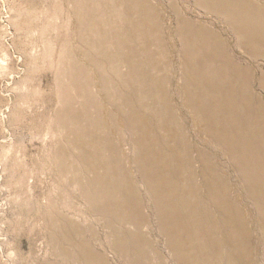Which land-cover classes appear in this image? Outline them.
Segmentation results:
<instances>
[{"label":"rangeland","instance_id":"1","mask_svg":"<svg viewBox=\"0 0 264 264\" xmlns=\"http://www.w3.org/2000/svg\"><path fill=\"white\" fill-rule=\"evenodd\" d=\"M0 264H264V0H0Z\"/></svg>","mask_w":264,"mask_h":264},{"label":"bare ground","instance_id":"2","mask_svg":"<svg viewBox=\"0 0 264 264\" xmlns=\"http://www.w3.org/2000/svg\"><path fill=\"white\" fill-rule=\"evenodd\" d=\"M212 215V214H211Z\"/></svg>","mask_w":264,"mask_h":264}]
</instances>
